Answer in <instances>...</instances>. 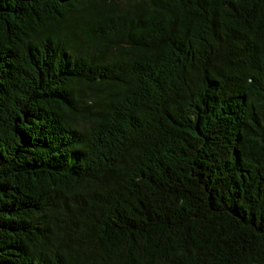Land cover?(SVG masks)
Here are the masks:
<instances>
[{"label": "trees", "instance_id": "1", "mask_svg": "<svg viewBox=\"0 0 264 264\" xmlns=\"http://www.w3.org/2000/svg\"><path fill=\"white\" fill-rule=\"evenodd\" d=\"M0 264H264V0H0Z\"/></svg>", "mask_w": 264, "mask_h": 264}]
</instances>
